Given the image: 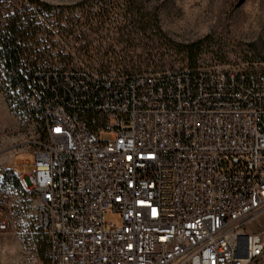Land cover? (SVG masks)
<instances>
[{
  "label": "built area",
  "instance_id": "obj_1",
  "mask_svg": "<svg viewBox=\"0 0 264 264\" xmlns=\"http://www.w3.org/2000/svg\"><path fill=\"white\" fill-rule=\"evenodd\" d=\"M10 52L49 264H264V69L106 74Z\"/></svg>",
  "mask_w": 264,
  "mask_h": 264
},
{
  "label": "rangeland",
  "instance_id": "obj_2",
  "mask_svg": "<svg viewBox=\"0 0 264 264\" xmlns=\"http://www.w3.org/2000/svg\"><path fill=\"white\" fill-rule=\"evenodd\" d=\"M38 1L0 0V194L10 219V228L0 232V264H49L46 234L35 227L38 196L26 176L35 160V148L29 143L31 130L17 117L1 75V40L8 37L14 17L24 24L29 20L41 24L39 32L30 31L37 32L35 39L47 31L53 34L52 41L61 45L62 51L40 53L32 46L24 60L39 65H80L106 74L190 68L264 69V0ZM42 2L53 8L46 10ZM131 2L143 9L145 32L132 25L139 15L129 12ZM150 18L165 39L149 26ZM198 40L202 43L192 55L191 65L184 50L171 45ZM85 45L88 49L81 50ZM89 58L92 64H88ZM101 59L111 62L109 68L99 67ZM109 137L102 135L105 140ZM19 161L25 167L16 174ZM104 218L117 221L114 213H106Z\"/></svg>",
  "mask_w": 264,
  "mask_h": 264
},
{
  "label": "trees",
  "instance_id": "obj_3",
  "mask_svg": "<svg viewBox=\"0 0 264 264\" xmlns=\"http://www.w3.org/2000/svg\"><path fill=\"white\" fill-rule=\"evenodd\" d=\"M29 3L31 4H36L39 3L38 0H27ZM43 8H45L46 10L50 11L53 7L50 4L47 3H41ZM129 12H133L139 15L137 22L133 23L132 25L135 26V24L137 25V28L139 31H143L145 32L147 30V25L144 22V13H143V9L139 6H136L135 4H133V2H131L129 5ZM151 21L150 23V27L154 29V31L158 34V36L160 38L165 39L164 35L161 33L157 23L155 21H153V19H149ZM131 23V22H130ZM129 23V24H130ZM41 27V24L37 23H33V20H29L27 21V24L21 23L20 19H18V17H14L8 26V37H4L1 40V45H2V52H1V58L3 59V57L6 54L7 51V46L11 47V56L13 58V62L18 64L20 62V58L25 57V55L27 54V51H31L32 46H34L37 50H39L38 53H40V51H46L49 52L51 50H60L61 49V45L58 43H55L52 41L51 37L53 36V34H51L50 32L45 31L44 34H46L43 37H40L39 39H35L33 37V35L37 32H39V29ZM36 30L37 32H33L32 34L30 33L31 30ZM202 43V40H198L189 44H182V43H174L171 44L173 47H180L182 48V50H184V52L187 54L188 56V62L191 65V63L193 62V57L192 55L194 54V52L196 51V49L200 46V44ZM30 44V45H27ZM88 49V45H85L81 48L82 49ZM37 50H35L34 52H37ZM60 53V52H59ZM60 56V54L58 55ZM1 59V60H2ZM27 61V60H26ZM29 62V61H27ZM88 64H92V59L89 58L88 60ZM122 62V61H121ZM120 61H116L115 64H119L121 63ZM30 64H35V61H30ZM99 67L103 68L104 70L109 68L111 62L109 61H104V59H101V61L97 62ZM19 184V181L16 183Z\"/></svg>",
  "mask_w": 264,
  "mask_h": 264
}]
</instances>
